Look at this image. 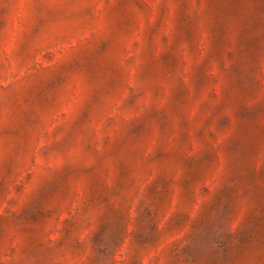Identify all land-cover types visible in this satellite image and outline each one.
I'll return each instance as SVG.
<instances>
[{
  "label": "rangeland",
  "instance_id": "obj_1",
  "mask_svg": "<svg viewBox=\"0 0 264 264\" xmlns=\"http://www.w3.org/2000/svg\"><path fill=\"white\" fill-rule=\"evenodd\" d=\"M0 264H264V0H0Z\"/></svg>",
  "mask_w": 264,
  "mask_h": 264
}]
</instances>
